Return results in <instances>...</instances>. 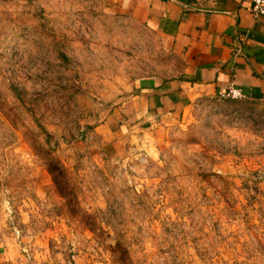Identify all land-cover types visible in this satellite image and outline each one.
I'll return each instance as SVG.
<instances>
[{
  "label": "rangeland",
  "instance_id": "1",
  "mask_svg": "<svg viewBox=\"0 0 264 264\" xmlns=\"http://www.w3.org/2000/svg\"><path fill=\"white\" fill-rule=\"evenodd\" d=\"M155 44L112 0L0 4L8 264H264V102L197 103L123 159L95 135L123 123Z\"/></svg>",
  "mask_w": 264,
  "mask_h": 264
},
{
  "label": "crops",
  "instance_id": "2",
  "mask_svg": "<svg viewBox=\"0 0 264 264\" xmlns=\"http://www.w3.org/2000/svg\"><path fill=\"white\" fill-rule=\"evenodd\" d=\"M112 1L156 40L157 59L118 111L123 123L110 120L95 130L111 158L128 157L143 128L176 120L197 103L228 99L232 91L264 102V19L254 18L250 0ZM21 257L0 253V264Z\"/></svg>",
  "mask_w": 264,
  "mask_h": 264
},
{
  "label": "built area",
  "instance_id": "3",
  "mask_svg": "<svg viewBox=\"0 0 264 264\" xmlns=\"http://www.w3.org/2000/svg\"><path fill=\"white\" fill-rule=\"evenodd\" d=\"M252 3V14L256 19H264V0H250ZM226 98L243 99L240 91H232Z\"/></svg>",
  "mask_w": 264,
  "mask_h": 264
}]
</instances>
